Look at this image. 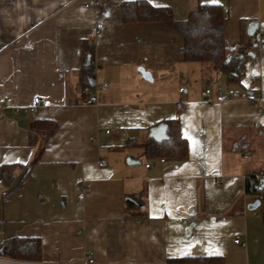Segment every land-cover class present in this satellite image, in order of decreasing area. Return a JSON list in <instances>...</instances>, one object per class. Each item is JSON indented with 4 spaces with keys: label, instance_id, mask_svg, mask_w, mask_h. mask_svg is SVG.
<instances>
[{
    "label": "crops",
    "instance_id": "1",
    "mask_svg": "<svg viewBox=\"0 0 264 264\" xmlns=\"http://www.w3.org/2000/svg\"><path fill=\"white\" fill-rule=\"evenodd\" d=\"M84 1L0 0V178L3 164H26L0 184V246L39 238L37 263L91 251L110 262L264 264V203L249 209L256 196L245 187L264 172V101H250L264 100V0H147L181 21L220 4L227 54L243 58L240 82L184 59L169 24L125 21L124 2L138 0ZM87 66L94 85L108 83L95 101L83 91ZM170 119L186 159L145 152L169 138Z\"/></svg>",
    "mask_w": 264,
    "mask_h": 264
},
{
    "label": "trees",
    "instance_id": "2",
    "mask_svg": "<svg viewBox=\"0 0 264 264\" xmlns=\"http://www.w3.org/2000/svg\"><path fill=\"white\" fill-rule=\"evenodd\" d=\"M123 18L127 22L139 21H162L169 24L181 36L183 46L180 50L183 58L189 61L213 62L217 71L227 74L229 82H240L244 75V62L241 56L235 57L227 54L225 43L224 23L226 16L223 7L216 3L200 4L196 11L188 14V18L177 20L171 7L157 6L147 0L126 1L123 5ZM84 72V82L94 86V68L87 66ZM86 80V81H85ZM51 125L49 122L48 126ZM169 138L162 141H151L145 147L149 156H167L177 159H186L188 156L187 140L180 131V121L170 119L167 122ZM26 168V164L13 162L3 164L0 184L10 187L17 173ZM31 170L22 178L25 181ZM245 187L248 194L252 196H263L264 203V172H252L245 179ZM264 219V212H263ZM9 259L24 261H39L42 257L41 241L35 237H19L4 240L0 246V256ZM200 258L185 257L184 261H196ZM211 258L203 257V260Z\"/></svg>",
    "mask_w": 264,
    "mask_h": 264
},
{
    "label": "built area",
    "instance_id": "3",
    "mask_svg": "<svg viewBox=\"0 0 264 264\" xmlns=\"http://www.w3.org/2000/svg\"><path fill=\"white\" fill-rule=\"evenodd\" d=\"M103 0H85L82 5L85 8H95V7H99L100 5H102ZM103 27V23H97V28L101 29ZM262 49H264V41L262 42ZM108 86V83H103V84H95L93 87L89 86V85H85L83 87V91H85L87 94L91 93L93 94V101H95V96L97 94V90L99 87L105 88ZM185 86H181L180 87V92H184ZM204 96H206L205 100L206 102L212 103L213 102V98L211 97V88H207L205 91L202 92ZM250 101L253 104H256L258 102H262L264 101L263 98L261 96H256L255 98H251ZM45 100L43 97H35L34 99V103L32 104L31 108L33 110H37L40 105L42 103H44ZM250 154L249 151H244V157H248ZM99 163L101 165H104L106 162L104 160H99ZM150 164H147V166H149ZM256 199H260V201L262 202L260 205L263 204V196L258 194V196H256ZM259 205V206H260ZM259 208V207H258ZM256 210V209H255ZM256 212V211H255ZM236 243H241L242 245H245L244 242L241 241L240 238H236L235 239ZM24 264H138V263H125V262H110V261H98L94 254L91 251H87V254L80 259H73V260H59V261H47L45 263H37V262H32V261H27L24 262ZM146 264V263H145Z\"/></svg>",
    "mask_w": 264,
    "mask_h": 264
},
{
    "label": "water",
    "instance_id": "4",
    "mask_svg": "<svg viewBox=\"0 0 264 264\" xmlns=\"http://www.w3.org/2000/svg\"><path fill=\"white\" fill-rule=\"evenodd\" d=\"M262 202L260 201V199L258 200V199H256V200H254V202H252V203H250L249 204V209H251V210H255V209H257L258 207H259V205L261 204Z\"/></svg>",
    "mask_w": 264,
    "mask_h": 264
},
{
    "label": "snow or ice",
    "instance_id": "5",
    "mask_svg": "<svg viewBox=\"0 0 264 264\" xmlns=\"http://www.w3.org/2000/svg\"><path fill=\"white\" fill-rule=\"evenodd\" d=\"M189 139H191V137H189ZM186 247H189V248H190V247H191V245H187Z\"/></svg>",
    "mask_w": 264,
    "mask_h": 264
}]
</instances>
